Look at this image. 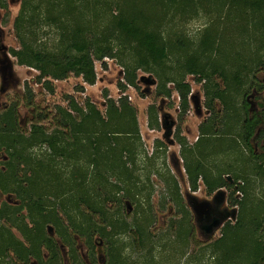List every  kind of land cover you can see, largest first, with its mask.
I'll return each mask as SVG.
<instances>
[{"label": "trees", "instance_id": "trees-1", "mask_svg": "<svg viewBox=\"0 0 264 264\" xmlns=\"http://www.w3.org/2000/svg\"><path fill=\"white\" fill-rule=\"evenodd\" d=\"M0 6L8 8L7 1ZM196 20L203 24L192 34ZM14 28L20 46L10 53L35 69L50 93L55 81L75 76L84 94L98 80L96 63L108 69L106 58L122 66L123 81L118 98L105 91L104 109L73 94L66 104L42 108L29 82L22 98L0 108V192L8 197L0 204V264H66L64 246L69 264H135L127 249L158 245L151 235L154 175L165 186L159 207L172 202L182 213L169 218L167 231L185 233V247L194 239V215L168 162L169 145L157 138L151 156L143 148L138 109L127 94L141 88L142 72L155 81L156 97L177 93L181 120L193 100L188 76L202 84L209 115L197 139L189 142L180 123L173 134L191 191L203 184L212 196L226 188L237 216L201 246L197 261L209 255L207 264H264V0H21ZM49 30L57 33L52 44L42 40ZM21 105L32 111L27 126ZM147 117L154 130L168 122L156 103ZM100 242L104 263L96 256Z\"/></svg>", "mask_w": 264, "mask_h": 264}, {"label": "rangeland", "instance_id": "rangeland-1", "mask_svg": "<svg viewBox=\"0 0 264 264\" xmlns=\"http://www.w3.org/2000/svg\"><path fill=\"white\" fill-rule=\"evenodd\" d=\"M8 3V8H3L0 6V108L8 102L10 99L15 97L22 98L24 92L25 82H29L30 85L34 88L36 92V104L42 108L54 109L55 104H66V95L73 94L82 99L83 97L89 96L100 109H104L105 100V91L109 92L108 97L118 98L120 95L118 82L121 81L123 77L122 66L115 60L108 61V69H103L100 62L96 63V69L98 72V80L94 85H85V92L81 94L77 89V85H82V79L79 77L72 76L67 80L55 81L56 91L55 93H50L47 90L43 89V86L36 82L35 76L37 71L27 66L19 65L17 63L16 57L10 53L11 47H19L20 42L15 34L14 28V19L18 15L21 6V0H6ZM9 14V17H7ZM8 18V19H7ZM7 20V21H6ZM203 20H196L189 24V28L192 34H196L197 31L202 27ZM49 29V28H46ZM57 39V33L54 30H49V34L42 37L43 41H48L49 44H52ZM149 74L141 73L142 76H148ZM263 76V73L260 74ZM193 86V100L191 102V108L183 115L181 120L179 109L180 99L175 92L170 99L159 98L155 96L156 85H148L144 81H140L139 89L132 88L128 91V95L132 100L133 104L138 109L139 123L141 127L142 137L145 143L146 150L152 153L154 148V143L157 138L164 139L168 143V160L170 165L177 176L182 193L185 197V200L188 204V197L193 195L199 200H212L214 195H208L205 191L204 185L201 184L200 189L197 192L191 191L187 174L183 166V161L180 154V146L176 142L173 132L175 131L176 125L181 124L183 133L187 136L189 142H194L198 136V126L204 121L209 112L204 105V94L202 90V84L194 82L193 76H188L187 78ZM149 88V89H148ZM148 89V92L145 95L142 94V91ZM260 99L256 100L255 107ZM151 103H156L160 108L161 119H167L168 121H173L174 124L171 126L164 125L160 130L151 129L148 126V117L147 109ZM20 119L24 126H27V121L32 115L31 109L27 108L25 105H21L19 108ZM167 131H171L167 134ZM257 152H261L262 149L257 144H254ZM154 180L156 191L152 197L155 212L157 215V221L154 224L151 235L154 236L158 244L154 249L145 251L135 249L133 252L127 249V252L136 259L135 264H207L210 261V257L205 256L199 262L198 258L195 256L202 252V247L205 243L213 242L221 235V226L217 229L212 235L205 236L199 227V224L196 223L195 214L193 213V222L195 224L194 229V239L189 242L188 247H185V239L187 235L183 232H178L175 227L172 228L170 232L168 230V221L169 218L179 219L182 217V213L178 212L177 207L174 203L169 202L166 204L164 209L159 207V200L161 198L160 192L165 189L162 182L155 175L152 176ZM226 191V201L222 205V208H228L232 210L228 198L229 191L224 188ZM8 197L3 195L0 192V204L2 201L6 200ZM189 206V204H188ZM116 205L111 204V209H115ZM132 207V206H131ZM190 207V206H189ZM191 209V207H190ZM125 212L128 213V216H132L133 208H130L128 211L127 207ZM131 219V217H129ZM231 220V219H229ZM152 228V227H151ZM183 233V234H182ZM53 234V233H52ZM148 240L152 239L149 234ZM128 237V236H127ZM126 237V241L129 238ZM77 246L79 248V253L85 259L87 257V247L81 238H77ZM166 243L167 247L165 248L163 244ZM104 251L105 244L100 242L96 248V256L100 258L104 263ZM146 252V256H144ZM62 253L64 255V260L66 264H69V250L67 246L62 247ZM143 260H142V256ZM142 260V261H141ZM100 262V263H101Z\"/></svg>", "mask_w": 264, "mask_h": 264}, {"label": "water", "instance_id": "water-1", "mask_svg": "<svg viewBox=\"0 0 264 264\" xmlns=\"http://www.w3.org/2000/svg\"><path fill=\"white\" fill-rule=\"evenodd\" d=\"M144 80L146 84L153 85L155 81L148 77V76H142L141 78ZM149 89V88H148ZM147 89V90H148ZM173 126L174 122L168 121L167 124L164 125H169ZM169 134L171 131H167ZM226 201V191L224 189L218 190L212 200H199L197 197L190 195L188 197V204L191 207L192 212L195 214L196 217H199L200 215L204 214L207 212V210L212 207L214 204L217 207H221ZM237 216V209L233 208L232 210H229L228 208L222 209V214L217 217L212 221V223L207 224L204 227V230H206V233L208 236L212 235L217 229H219L221 226L224 225V223L229 220V219H235ZM52 230V228H50Z\"/></svg>", "mask_w": 264, "mask_h": 264}, {"label": "flooded vegetation", "instance_id": "flooded-vegetation-1", "mask_svg": "<svg viewBox=\"0 0 264 264\" xmlns=\"http://www.w3.org/2000/svg\"><path fill=\"white\" fill-rule=\"evenodd\" d=\"M222 206L221 207H217L215 204L210 207L206 213L200 215L199 217L195 216V220L196 223L199 224V227L201 229V232L205 235L208 236V234L206 233V230H204V227L209 224L212 223V221L217 217V215L219 216L220 214H222Z\"/></svg>", "mask_w": 264, "mask_h": 264}, {"label": "crops", "instance_id": "crops-1", "mask_svg": "<svg viewBox=\"0 0 264 264\" xmlns=\"http://www.w3.org/2000/svg\"><path fill=\"white\" fill-rule=\"evenodd\" d=\"M164 140V139H163ZM165 141V140H164ZM142 142H143V148H145L146 149V147H145V143H144V140H143V138H142ZM166 142V141H165ZM167 143V142H166ZM168 144V143H167ZM148 151V150H147ZM149 152V151H148ZM149 154H150V156L152 155V153L151 152H149ZM145 154H141L140 156H139V162L141 163V164H143L145 161H146V156H144ZM169 156V155H168ZM181 159H182V157H181ZM168 162H169V160H168ZM169 164H170V162H169ZM184 166V165H183ZM170 167H171V165H170ZM172 168V167H171ZM185 169V168H184ZM172 171H173V169H172ZM174 172V171H173Z\"/></svg>", "mask_w": 264, "mask_h": 264}, {"label": "built area", "instance_id": "built-area-1", "mask_svg": "<svg viewBox=\"0 0 264 264\" xmlns=\"http://www.w3.org/2000/svg\"><path fill=\"white\" fill-rule=\"evenodd\" d=\"M105 60H106V61H110L111 59L106 58ZM122 74H123V72H122ZM121 80L123 81V78H121ZM124 94H126V93H124ZM127 94H128V92H127ZM130 100H131V99H130Z\"/></svg>", "mask_w": 264, "mask_h": 264}]
</instances>
